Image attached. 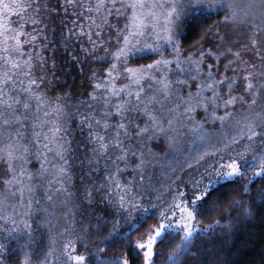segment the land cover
I'll use <instances>...</instances> for the list:
<instances>
[{"label": "snow or ice", "instance_id": "obj_1", "mask_svg": "<svg viewBox=\"0 0 264 264\" xmlns=\"http://www.w3.org/2000/svg\"><path fill=\"white\" fill-rule=\"evenodd\" d=\"M52 2L0 0V233L6 234L0 264L13 254L9 238L23 253L20 264H34V233L43 226L51 234L61 217L69 225L58 233L62 245L50 239L39 264H213L218 247L197 251L201 237L207 242L215 234L223 243L254 206L264 211V0ZM69 7L89 24L85 31L70 20L66 38L86 35L84 53L112 63L103 74L92 73L86 96L53 99L45 85L56 61L47 55L48 43L37 42L48 41L45 21L67 16ZM213 17L222 19L203 28L185 55L181 38ZM221 24L246 29V42H229ZM208 34L219 44L205 47ZM140 59L147 62L132 63ZM74 121L76 131L87 130L86 176L108 173L105 184H84L82 200L70 191ZM185 128L194 137L190 147L182 140ZM161 137L173 149L161 166L166 183L155 176L157 154L148 147ZM93 205L94 230L84 221ZM98 208L104 212L96 215Z\"/></svg>", "mask_w": 264, "mask_h": 264}, {"label": "trees", "instance_id": "obj_2", "mask_svg": "<svg viewBox=\"0 0 264 264\" xmlns=\"http://www.w3.org/2000/svg\"><path fill=\"white\" fill-rule=\"evenodd\" d=\"M78 2H82V0H78ZM58 5L62 6L63 0H53L51 7H56ZM73 11L78 12L79 10H73L69 7V14L67 16L61 13L60 15H52L50 21L46 20L45 23L48 24V41L40 40L37 42L38 44L48 43L49 48L47 55L50 59H55L56 61L55 68L50 66L48 67V82L45 85L48 95H50L53 99H55L57 94L68 92H71L73 97L86 96L87 93L91 91L93 83L91 80L92 73L95 71L97 75H101L103 74V70L112 63L111 60L106 63L98 61L92 55H86L84 53L83 48H87L89 46L86 35L81 34L77 38V32L74 31L71 38H66L67 29L73 28V24L69 23L70 20L76 21L78 25H82L85 28V31L88 29V20H86L84 16H81L79 20H77V16L72 15ZM85 15H87V13H85ZM219 19H221V17H213L198 26H194L186 32L185 36L181 38L183 46L186 49V54H188L189 51H194V49L190 46L200 40L201 30L211 26ZM93 39H95V36H93ZM213 42L217 41L212 34H208L203 43L205 47H211L214 44H219ZM63 44L68 45L67 49L62 46ZM81 45H83V48H81ZM109 47H114V41L109 45ZM165 51H171V48H166ZM73 55L79 59L74 61L72 59ZM95 55H103V51H98ZM151 58L152 57H149L148 59ZM145 62H147L146 59L132 61L133 64ZM62 102L67 103V101ZM72 103L74 104L75 100H73ZM69 111H74V109L69 108ZM76 127L77 124L74 121L72 131V136L74 137L72 148L74 151L68 157L71 165L72 182L74 184V187H71L70 191L75 192L77 197L82 200L84 184H96L97 186L99 184H105L106 181L104 180V176L108 173L101 169V172L93 173L91 179L86 176V172L88 170L87 164L84 163L82 165L81 161L84 160L85 157L83 144L87 136V130L85 129L83 132H78L76 131ZM193 138L194 137H192L191 134H186L183 139L185 146L190 147V145L186 142L192 140ZM154 144L158 148L162 147V149L172 150L167 146V141L162 137L156 140ZM163 153L172 157V154L166 152ZM36 166L37 165L34 163L33 167ZM161 166L162 165H159L158 167L155 166V176L159 178L162 183H166L165 178L160 175L162 170ZM192 174L195 175V173ZM131 175H133V173L130 171L121 173V179L126 180V178ZM81 176H84L83 183L81 182ZM2 186L3 185L0 184V187ZM41 195H43V193H41ZM94 195L101 197L103 193H94ZM95 207V205L91 206L88 209L87 214L84 216V221L86 223L90 221L93 230L96 220L93 218L92 208ZM102 212H104V209L98 208L96 215H99ZM77 220H80L79 215L77 216ZM33 223L35 226L36 222L34 221ZM53 223L55 224V221ZM204 223H211V219H205ZM68 226L69 225L65 223L64 217H61L60 224L53 227L51 234L43 226L38 228L32 237L34 245L31 252L34 264H39V262L43 259L44 254L47 253L50 239L56 240V248L59 249L61 247L63 241L58 233L62 227ZM218 231L222 233L223 230L221 229ZM0 239L2 240L3 238L0 236ZM212 244H216L218 247L216 256L213 259V264H215L217 259L220 260V264H264V211L255 210L254 206L253 216L245 218L234 234L225 238L223 243L220 242L219 236L213 234L207 238V242H205V237L202 236L198 244L194 246L197 248V251L202 252L199 245H203L204 248H209ZM6 246L9 248V251L13 253L11 256L5 255V259L8 261V264H20V258L23 253L15 251L17 241L9 238L6 242ZM101 247H103V245H101ZM80 249L83 251L82 247H80ZM118 250L119 246L116 245L107 249V252L111 255L113 252ZM57 255H59V253H57Z\"/></svg>", "mask_w": 264, "mask_h": 264}, {"label": "rangeland", "instance_id": "obj_3", "mask_svg": "<svg viewBox=\"0 0 264 264\" xmlns=\"http://www.w3.org/2000/svg\"><path fill=\"white\" fill-rule=\"evenodd\" d=\"M222 19V18H221ZM113 23H117V21H115V20H113ZM119 23L121 24V26H122V24H123V18H121V20L119 21ZM28 31H32V28L31 27H29L28 29H27ZM220 30H221V32H229V34H230V41L229 42H232V41H239L240 43H244V42H246V40H247V30L246 29H244V28H241V29H237V30H233V29H231L228 25H223V24H221L220 25ZM35 34V33H34ZM213 43H219V41H217V42H213ZM235 47H239L240 46V44L239 43H237V44H235L234 45ZM165 54L166 55H170L171 54V51H165ZM185 55H187L186 53H185ZM152 58H155V57H152ZM151 58V59H152ZM229 58H231V57H229ZM246 59H251V57H245ZM214 61H213V59L212 58H208V63H213ZM224 61H223V58H221V63H223ZM219 71L220 72H223V68H220L219 69ZM229 75H231L232 73L231 72H229L228 73ZM242 81H241V85H242ZM221 91H224V92H226L227 91V89L226 88H223V89H221ZM236 91L237 92H240V91H242V87H240V88H236ZM50 96V95H49ZM203 116V111L201 110V111H199L198 113H197V119H200L201 117ZM207 126V125H206ZM181 132L183 133V135H182V140L184 139V137H185V135L186 134H191V129H188V128H185V129H181ZM163 138V137H162ZM154 142H156V140L155 141H153V142H151L149 145H148V147H150L157 155L155 156V166H159V165H166L167 164V162L169 161V160H171L172 159V157L171 156H167V155H165V153H163V152H166V153H169V154H173V149L172 148H170L169 147V145H168V143H167V146L170 148V149H172V150H169V149H162V147L161 148H158V147H156V145L154 144ZM69 159V158H68ZM3 172H4V169L2 168V167H0V175H2L3 174ZM194 173V172H193ZM171 188L173 189V190H175V188H176V185L175 184H173L172 186H171ZM166 195V194H165ZM153 203H155L156 201L155 200H153L152 201ZM4 235H6V234H2V233H0V236L3 238V236ZM1 240V239H0ZM78 251H82L81 249H80V247H78V249H77ZM36 264V263H35ZM38 264V263H37Z\"/></svg>", "mask_w": 264, "mask_h": 264}]
</instances>
